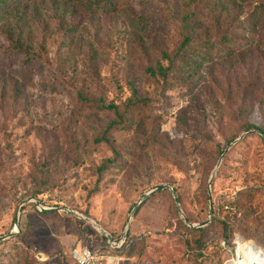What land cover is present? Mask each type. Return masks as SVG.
I'll return each mask as SVG.
<instances>
[{"label":"rangeland","instance_id":"1","mask_svg":"<svg viewBox=\"0 0 264 264\" xmlns=\"http://www.w3.org/2000/svg\"><path fill=\"white\" fill-rule=\"evenodd\" d=\"M190 10L202 23L193 46L212 41V60L164 84L161 51L176 50ZM61 13L53 0L28 6L19 26L30 48H12L0 29V264H77L78 248L99 264H264V215L217 208L241 188L264 189L260 134L221 158L250 124L264 131V0H120L78 16L72 34ZM76 91L123 113L107 140L117 115ZM228 219L238 229L225 238L218 220Z\"/></svg>","mask_w":264,"mask_h":264},{"label":"trees","instance_id":"2","mask_svg":"<svg viewBox=\"0 0 264 264\" xmlns=\"http://www.w3.org/2000/svg\"><path fill=\"white\" fill-rule=\"evenodd\" d=\"M45 0H0V29H2L5 39L9 42L12 48L16 50L23 49L26 45L30 48L29 44H25L28 37L24 36L23 28L19 26V22L25 19L26 10L30 4H37L38 2L43 3ZM58 5L59 9H63L61 13V19L63 25H66V33L72 34L76 32L77 21L76 18L81 14H94V13H107L117 10L120 0H53ZM13 11V12H12ZM11 12L13 23L5 22L8 17H3V14ZM193 10L185 13L181 19L180 26L182 30V39L172 53H168L162 50L163 57L168 61V66L158 64L157 71L160 74L164 84L176 81L180 79L182 82L186 81L189 73L192 74L199 71L204 63L212 60L210 49L213 45L212 41L206 40L202 43V48L198 49L193 46L194 37L197 35L198 30L201 28L202 23L196 18V14H193ZM7 20V21H9ZM5 22V23H3ZM67 22V24H64ZM137 23L144 26L147 22L139 17L136 20ZM4 28V29H3ZM183 71H187L182 77L180 76ZM170 75H172L170 77ZM170 77V78H169ZM180 77V78H179ZM1 81V76H0ZM75 95L78 100L91 104L98 103V107L101 110H111L117 117L118 121L109 123L105 129L104 134L100 140H107L109 132L115 128L121 127L125 121L123 113H119L115 104L109 103L104 104L102 102L92 101L88 99L80 91H76ZM148 103L146 98L142 100H134L129 103L128 107H135V105ZM258 107L262 118L264 119V90L260 94L258 100ZM255 129L259 131L260 136L264 139V131L256 124H250L247 130ZM97 140V141H100ZM119 158V154L114 155L113 158L107 159L102 162L98 168L101 170L107 167H116V161ZM120 167V166H119ZM264 194V189L261 187H245L239 189L235 195H230L227 199H223L217 206L218 213L223 211L225 207H230L237 214L242 215L243 218L247 219L249 215L253 213H261L264 215V202L258 198ZM231 219L218 220L221 223V229L225 234V238L231 237L232 233L238 229L237 223L231 222ZM197 230L200 235L205 232L203 226L198 227Z\"/></svg>","mask_w":264,"mask_h":264},{"label":"water","instance_id":"3","mask_svg":"<svg viewBox=\"0 0 264 264\" xmlns=\"http://www.w3.org/2000/svg\"><path fill=\"white\" fill-rule=\"evenodd\" d=\"M260 133L259 131H257V130H249V131H246L245 133H242V134H240L237 138H235L226 148H225V150L223 151V153H222V155H221V158L223 157V155L226 153V151L230 148V146L231 145H233V144H235L237 141H239L245 134H247V133ZM221 158H220V160H221ZM220 160H219V162H220ZM219 162L217 163V165H216V167L219 165ZM215 173H216V169H214V171L212 172V175H211V177H210V181H212V179H213V177H214V175H215ZM167 186L166 185H163V186H160V187H156V188H154V189H151V190H149V191H147L146 193H144L143 194V196H142V198L134 205V207H133V209H132V211H131V213H133L134 212V210H135V208L146 198V197H148L149 195H151L152 193H154V192H156V191H158V190H160V189H164V188H166ZM170 190L172 191V193H173V195H174V197H175V201L177 202V197H176V194H175V192H174V190L172 189V188H170ZM209 193H210V191H208ZM45 210H48V209H45ZM18 212L19 211H17V213H16V215H15V224H17L16 222H17V220H18ZM72 212V211H71ZM72 213H74V212H72ZM87 220H89V221H91L90 219H88L87 218ZM128 221H129V219H128ZM127 221V222H128ZM92 222V221H91ZM97 228H98V230L100 231V232H102V233H105V231L101 228V227H99V226H97L96 225V223H94V222H92ZM12 233H10L8 236H10Z\"/></svg>","mask_w":264,"mask_h":264},{"label":"built area","instance_id":"4","mask_svg":"<svg viewBox=\"0 0 264 264\" xmlns=\"http://www.w3.org/2000/svg\"><path fill=\"white\" fill-rule=\"evenodd\" d=\"M77 264H99L96 252L88 248L74 249L71 254Z\"/></svg>","mask_w":264,"mask_h":264},{"label":"bare ground","instance_id":"5","mask_svg":"<svg viewBox=\"0 0 264 264\" xmlns=\"http://www.w3.org/2000/svg\"><path fill=\"white\" fill-rule=\"evenodd\" d=\"M226 264H238V263H237L236 259H234V260H232V261H230V262H228Z\"/></svg>","mask_w":264,"mask_h":264}]
</instances>
